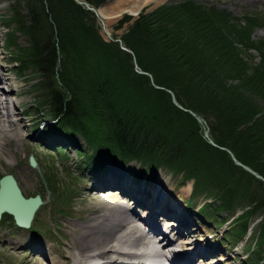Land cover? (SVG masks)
Listing matches in <instances>:
<instances>
[{"label": "trees", "instance_id": "1", "mask_svg": "<svg viewBox=\"0 0 264 264\" xmlns=\"http://www.w3.org/2000/svg\"><path fill=\"white\" fill-rule=\"evenodd\" d=\"M84 1L97 7L104 0ZM20 2L26 8L22 15ZM13 4L17 30L29 41L28 58L45 78L48 115L55 121L50 130L69 139L79 130L89 137L95 152L87 158H97V165L87 162L90 167L98 168L104 149L119 163L135 159L179 174L183 182L193 179L194 196L206 192L213 198L201 206L207 219L221 211L234 214L233 205L243 197L240 187L247 190L248 183L240 185L233 177L256 179L234 163L228 150L264 178V112L244 94L263 91L264 96V69L257 67L248 84H232L233 78L244 75L236 43L243 46L248 37L239 33L230 39L236 24L223 12L185 0L141 13L120 37L129 53L117 42L104 40L94 14L75 0ZM128 19L123 16L119 25ZM134 61L152 80L134 69ZM167 90L183 108L172 102ZM189 111L205 120L216 145L207 141L201 123ZM259 197L248 192L251 205L235 217L232 239L249 231V216L259 206ZM259 222L248 255L255 262L258 243L263 252L257 261L262 264L264 215Z\"/></svg>", "mask_w": 264, "mask_h": 264}, {"label": "rangeland", "instance_id": "2", "mask_svg": "<svg viewBox=\"0 0 264 264\" xmlns=\"http://www.w3.org/2000/svg\"><path fill=\"white\" fill-rule=\"evenodd\" d=\"M109 1L112 0H104L106 3ZM183 1L185 0H163L158 3H150L144 6L139 14L149 13L163 4ZM192 1L203 7L221 11L226 18L233 19L236 25L232 24L233 29H230L228 34L230 39L238 38L239 33L248 37V42L245 45L241 46L236 43V46L242 51L241 60L244 63V75L241 80L236 77L232 80V84L241 82L248 84L247 79L254 75L257 67L261 70L260 72L264 69V0ZM13 3L14 0H0V50L3 52L0 62L1 67L14 80L15 87L26 92L14 96L12 95L16 91L14 89L13 92H6L3 99L4 97L11 98V96H14L11 100H16L15 109H13L14 107L11 106L10 102H8L9 108L23 116L25 123L24 138L31 144L19 145L15 154L11 148H7L5 153H0V176L12 174L17 179L25 196L39 194L43 199V204L35 213L32 226L28 229L18 228L7 215H4L0 221V231H8V233L14 234L16 230H19L26 237V242L23 241L13 246L9 240H14V237L18 234L5 240L0 239V264H52L50 250L57 247L66 248L68 245L69 238L64 233L65 225H69L71 222H79L73 212L76 208L100 202L101 196L95 193L107 189H97L96 186L92 185L96 184L97 175L100 174L104 177L106 174H112L116 168L122 172L126 171L123 172L121 177L128 179L136 187L145 188L148 194L158 185L172 189L171 197L167 196L166 202L169 201L168 203L179 207L180 215L192 221L188 226L190 232L193 231L191 233L192 238L189 239L190 237L183 234L179 236V240L189 239L192 242L195 241V243L198 241L202 242L203 247L207 244L209 247L214 248L216 253L210 252L208 254L205 259H208L205 262L206 264L211 260H214L212 264H259L257 257H262L263 249L258 246V243H256L254 249V253L259 251V255L254 258L255 262L249 258L248 253L249 248L255 242L259 221L262 220L264 215V178L257 177L250 170L246 171L255 176L257 180L249 179L250 181H247L242 179L240 174L233 177V179L238 180L240 185L248 183L247 190H245V186L240 187L243 197L233 205L235 207L234 214L230 215V212L221 211L218 215L213 213L211 219H207L203 217V208L198 209L213 198L205 196L206 192H200L194 196L193 189L196 184L194 185L193 179L183 182L179 174H174L162 167L145 166L135 159L127 163H119L112 156H109L107 150L104 149L100 153L102 162L98 168L94 169L87 162L97 165V158L94 157L89 160L87 154L95 151H92V147L88 143L91 139L83 136L82 131L76 130L77 132L72 139H67L62 134H51L44 131L48 129L49 125L51 126L52 122L54 123L53 118L48 115L50 110L47 102L50 98L44 87L45 78L36 73L31 60L28 58V38L17 30L15 13L18 12L13 9V5L17 6V4ZM25 12V4L20 2L19 14L22 15ZM125 15L127 14L119 16L108 25L110 33H107V28L101 20L96 19L99 33L104 40H119L121 35L128 31L131 24L138 17V15H127L129 19L119 25V21ZM248 18H250V23H247L246 19ZM241 28H243V31ZM252 46H258L259 49H251ZM261 58H263V65L259 66ZM134 69L137 72L140 71L135 61ZM261 78H263V81L260 86L264 89V75ZM255 83H258V81H255ZM244 94L248 100L255 104L257 109H263L264 112L263 91L261 95L250 94V92L244 90ZM210 120H212L211 117ZM43 121L47 122L45 128L40 126ZM201 125L204 130L208 131V125L205 121ZM205 138L207 139V137ZM96 150L99 149L96 148ZM61 183H65L66 187L63 188L60 185ZM189 184L191 185L190 191L188 194L183 193L182 189ZM229 185L231 188H235L233 185ZM250 191L258 193L261 201L249 216L250 229L247 234L234 240L231 238L232 231L236 229L237 224L234 217H239L243 211H247V206L251 205L247 201V194ZM171 220L173 219L163 217L158 219L159 227L167 234L172 232L170 229L173 226L169 227ZM172 234H174V231ZM28 239L29 241H27ZM37 241L45 244V254L35 252ZM29 242L31 246H28ZM192 242L187 245L194 244ZM215 256L216 258H212ZM216 259L217 261L219 259L218 263ZM262 264H264V261Z\"/></svg>", "mask_w": 264, "mask_h": 264}, {"label": "bare ground", "instance_id": "3", "mask_svg": "<svg viewBox=\"0 0 264 264\" xmlns=\"http://www.w3.org/2000/svg\"><path fill=\"white\" fill-rule=\"evenodd\" d=\"M160 1L163 0H112L99 9V15L103 19L107 33H110L108 25L119 16L125 13L134 15L144 6ZM2 53L0 50V57ZM14 89L16 90L12 94L14 96L26 92L15 87L14 80L8 76L0 62V153H5L7 148H11L15 154L19 145L31 144L24 138L23 116L9 108L7 99L5 97L3 99L6 92H13ZM15 104L16 100H13L11 104L13 109ZM123 172L116 168L112 174H106L104 177L97 175L96 184L92 185L97 189H107L94 192L101 196L100 202L76 208L73 212L79 222L65 225L64 233L68 236L69 242L66 248L57 247L50 250L52 264H61V262L63 264H133L125 261L127 257L142 264L140 258L146 255L163 261L168 260L169 257L168 261L171 264H198L199 261L200 264H206L208 259H205L208 254L216 252L207 244L203 247L202 242L198 241L187 245L192 242L189 239L192 238L193 231L190 232L188 229L192 221L180 215L179 207L173 206L168 203L169 201L166 202L165 199L171 197L172 189L158 185L152 191L150 189L151 192L148 194L145 188L136 187L128 179L122 178ZM60 185L66 187L65 183ZM190 188L189 184L182 189V192L188 194ZM19 207L21 206H14L15 209ZM161 217L173 219L169 227L173 226L170 230L174 231V234L172 232L167 234L161 230L158 223ZM20 234L19 230L14 234L2 230L0 239L5 240L17 235L14 240H9L15 246L23 241L26 242V237ZM183 234L190 238L179 240V236ZM36 243L35 252L45 254V244L41 241ZM28 246H31L30 242ZM140 246L148 249L150 254L143 249L138 251ZM138 257L140 258L137 259ZM212 261L214 260L207 264H212Z\"/></svg>", "mask_w": 264, "mask_h": 264}, {"label": "water", "instance_id": "4", "mask_svg": "<svg viewBox=\"0 0 264 264\" xmlns=\"http://www.w3.org/2000/svg\"><path fill=\"white\" fill-rule=\"evenodd\" d=\"M75 1H77V3L79 4H82L87 10L93 12L95 16L99 18L101 22H103V19L99 15V9L106 2L101 4L98 8H95L83 0H75ZM138 13L139 11L134 15L130 13L128 14L132 16H137ZM117 41L118 43H120L121 48L125 49L121 44V40H117ZM139 72L146 74V72L141 71V70ZM169 93L171 94L172 101L174 102V104L178 105L173 93L171 91H169ZM190 113L194 115L199 122H203V119H201L199 116H196L195 113H193L192 111H190ZM204 136L207 137L208 141L214 145V142L210 138L207 130L204 131ZM230 155L237 164H240V162L235 159L232 153H230ZM244 168H246L247 170H250L254 175L261 178L257 173H255L248 167L244 166ZM41 203L42 201L39 195H36L34 198H30V197L24 198L16 180L13 178L12 175L7 174L0 179V215L3 212L12 214L18 226H21L24 228L29 227L31 224L33 215ZM16 205H20L21 207L15 209L14 206Z\"/></svg>", "mask_w": 264, "mask_h": 264}]
</instances>
